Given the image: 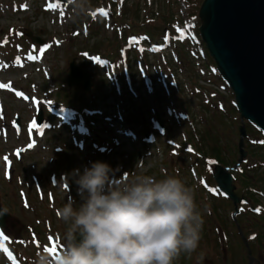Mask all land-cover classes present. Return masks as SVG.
Instances as JSON below:
<instances>
[{
    "label": "rangeland",
    "instance_id": "obj_1",
    "mask_svg": "<svg viewBox=\"0 0 264 264\" xmlns=\"http://www.w3.org/2000/svg\"><path fill=\"white\" fill-rule=\"evenodd\" d=\"M43 2L0 0V207L8 214L0 264H33L39 252L63 248L67 226L57 211L69 198L81 203L74 170L97 161L116 177L175 176L193 189L201 239L173 264H247L232 203L214 191V167L206 166L214 147L226 163L238 162L241 122L199 39L200 0H87L85 14L69 0L62 12L42 11ZM26 30L45 45L31 42ZM145 31L151 39L139 34ZM71 61L88 72L87 90L66 85ZM47 106L60 109L55 119ZM39 107L45 121L35 129ZM243 124L244 154L232 184L257 202L253 216L238 217L251 264H264V136Z\"/></svg>",
    "mask_w": 264,
    "mask_h": 264
},
{
    "label": "clouds",
    "instance_id": "obj_2",
    "mask_svg": "<svg viewBox=\"0 0 264 264\" xmlns=\"http://www.w3.org/2000/svg\"><path fill=\"white\" fill-rule=\"evenodd\" d=\"M69 2L77 14L88 11L87 0ZM74 172L81 203L69 198L57 211L67 226L64 246L39 252L33 264H173L181 252L197 249L203 216L181 179L116 177L100 161Z\"/></svg>",
    "mask_w": 264,
    "mask_h": 264
},
{
    "label": "water",
    "instance_id": "obj_3",
    "mask_svg": "<svg viewBox=\"0 0 264 264\" xmlns=\"http://www.w3.org/2000/svg\"><path fill=\"white\" fill-rule=\"evenodd\" d=\"M198 17L200 39L220 78L233 93L241 122L237 128L241 159L242 138L245 136L242 120L264 132V0H202ZM30 37L40 41L37 37ZM68 70V86H80L83 90L89 88L87 71H81L73 61L69 63ZM158 123L161 128L159 119ZM227 170V167L215 164L213 179L218 189L227 194L235 205L242 199L232 192L231 176ZM1 214L0 211V218ZM237 230L246 248L247 264H251L250 250Z\"/></svg>",
    "mask_w": 264,
    "mask_h": 264
},
{
    "label": "snow or ice",
    "instance_id": "obj_4",
    "mask_svg": "<svg viewBox=\"0 0 264 264\" xmlns=\"http://www.w3.org/2000/svg\"><path fill=\"white\" fill-rule=\"evenodd\" d=\"M23 7V6H22ZM48 7H57V4H49ZM99 12H101L103 15H107V12H105L103 9H98ZM95 15V13L93 14ZM47 47V46H45ZM0 87H4L3 85H0ZM8 87H11V85L9 84ZM38 124V121H33V127ZM33 145H29V147H32ZM190 150V149H189ZM20 150H18L19 153ZM4 234L2 232H0V236H3ZM4 239H7V237L5 236ZM47 251L50 252H54L55 251V245L52 246L51 249H46ZM5 251H7V249H5ZM14 259V258H13Z\"/></svg>",
    "mask_w": 264,
    "mask_h": 264
},
{
    "label": "trees",
    "instance_id": "obj_5",
    "mask_svg": "<svg viewBox=\"0 0 264 264\" xmlns=\"http://www.w3.org/2000/svg\"><path fill=\"white\" fill-rule=\"evenodd\" d=\"M212 152L210 153V157L212 160L220 163V164H223V165H227L228 162L226 163L225 161H223V159L220 157L219 155V152L218 150H216V148H211ZM234 162L233 161H230L229 164H233Z\"/></svg>",
    "mask_w": 264,
    "mask_h": 264
}]
</instances>
